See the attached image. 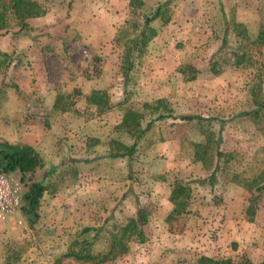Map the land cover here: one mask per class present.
Instances as JSON below:
<instances>
[{
    "label": "rangeland",
    "instance_id": "obj_1",
    "mask_svg": "<svg viewBox=\"0 0 264 264\" xmlns=\"http://www.w3.org/2000/svg\"><path fill=\"white\" fill-rule=\"evenodd\" d=\"M30 1L41 11L24 22L8 14L7 31L0 30V122L16 144L39 153L44 167L34 180L48 188L33 227L20 211L0 221V264L10 251L19 253L17 264H54L70 245L96 233L83 234L84 228L107 231L133 217L136 207L147 212L146 240L128 243L126 253L104 264H195L200 256L260 263L264 191L248 215L250 193L229 174L212 187L196 184L208 173L192 161L191 144L204 141L199 129L207 124L216 135L221 129L219 148L235 156L238 171L252 172L249 164L263 160V132L244 112L255 107L252 94L264 101V48L251 42L264 25V0H169V22H151L156 35L126 83L117 31L126 20L141 23L131 18L134 12L150 15L167 0H139L140 10L130 12V0ZM235 51L246 55L237 67ZM215 63L218 75L211 72ZM95 91L107 94L111 108L98 113L88 104ZM56 94L72 103L69 111L52 109ZM125 110L149 127L130 157L114 158L119 143L133 142L116 128ZM160 113L168 115L156 119ZM10 177L19 183V173ZM175 181L189 184L191 199L184 214L167 220ZM106 246L100 238L92 254Z\"/></svg>",
    "mask_w": 264,
    "mask_h": 264
},
{
    "label": "trees",
    "instance_id": "obj_2",
    "mask_svg": "<svg viewBox=\"0 0 264 264\" xmlns=\"http://www.w3.org/2000/svg\"><path fill=\"white\" fill-rule=\"evenodd\" d=\"M142 3L139 0L129 1V12L134 8L140 10ZM169 0L165 1L162 5L157 7L150 15L141 13L140 11L134 12V16H138L141 19V23L136 20H126L124 27L117 31L115 36L116 43H122V54L120 62V72L123 76L125 83L128 81V74L134 70L137 58L144 52L146 45L155 37L156 31L151 26V22L155 20L161 21L164 25L169 22L168 16ZM28 7H31L33 13L29 12ZM37 11H41V7L30 0H6L3 2L0 0V30L6 29L8 24V17H13L15 20L19 19L20 22H24L26 18L36 15ZM12 15V16H11ZM21 26L28 28L25 23ZM238 24L236 25V28ZM128 29H131L130 31ZM234 29V26H233ZM232 30V29H231ZM236 31V30H235ZM119 32V33H118ZM132 32V33H131ZM227 32V31H226ZM243 31L239 30L236 34H242ZM246 36V35H244ZM225 41V40H224ZM252 44H258L264 48V25L259 27L255 39L251 41ZM237 51L233 52L232 59L233 65L239 66L245 58V54H237ZM7 56L6 54H2ZM183 71V70H182ZM185 72V71H184ZM211 72L214 75H218L220 71L216 70V63L211 65ZM192 75L189 79H193ZM255 88L251 92H254ZM67 97L62 94H56L52 104L53 110H59L61 113H65L70 110L72 103H67ZM252 99L255 107L249 112H244V116H248L252 122H254L264 135V101L258 98L257 94H252ZM88 104L95 107L98 113L105 112L108 108H111L109 99L105 92L95 91L87 98ZM164 103L163 99L157 100V108L161 107ZM161 105V106H160ZM167 110V107L164 106ZM164 112V111H163ZM168 113H160L156 119H164ZM181 120L191 122L194 117H180ZM141 115L136 111L125 110L123 112L121 122L117 125V129H122L132 140V144L127 147L123 143H119L115 150V153H110L111 157L123 158L130 157L138 142L145 134L147 127H141ZM202 119H197V123H202ZM263 121V122H261ZM207 124L204 127H200V133L204 137L202 143H194L192 146V161L199 163L201 167L208 173L207 177L202 180L194 181L196 184L206 183L212 187L220 175L230 176V181L236 184L238 187L248 191L250 197L248 199L249 205L246 209L248 215H252L253 209H255L259 198H261L264 191V158L262 161L249 164L248 170L241 169L238 171L231 162L235 160V156L231 153H224L219 148V129L218 134L208 131ZM217 136V139L215 137ZM98 141L93 140L89 146L93 147ZM264 155V147L262 148ZM44 167L43 161L39 153L28 144H11L5 140H0V172L10 175L17 171L20 174V184H24L25 188L21 195V207L20 213L25 219V222L29 227H33L39 219V207L41 199L47 191V184L43 181H35L34 175L37 170ZM52 172V171H51ZM28 182V183H27ZM192 189L189 184L175 181L168 196V201L171 204V210L166 216L167 220H173L177 216L184 214L189 206L191 199ZM147 212L142 207H136L133 217L128 218L124 223L115 224L112 223L110 229H95L87 227L83 229V234L95 231L96 233L92 237L82 239L78 245H70L68 250L55 257L54 264H58L63 258H72L78 262L89 264H104L109 260L115 258L117 255L126 253L128 250V243H143L146 238L143 231V226L147 224ZM104 228V227H101ZM99 231L101 232L99 234ZM103 239L107 244L105 251H100L96 254H92V245L99 239ZM11 252V251H10ZM6 252L5 260L3 264H17L19 260V253L15 251ZM195 264H264V258L260 263L244 262L236 263L230 258L215 259L207 256H200Z\"/></svg>",
    "mask_w": 264,
    "mask_h": 264
},
{
    "label": "built area",
    "instance_id": "obj_3",
    "mask_svg": "<svg viewBox=\"0 0 264 264\" xmlns=\"http://www.w3.org/2000/svg\"><path fill=\"white\" fill-rule=\"evenodd\" d=\"M21 185L0 172V221L14 219L21 207ZM18 224L22 221L18 220Z\"/></svg>",
    "mask_w": 264,
    "mask_h": 264
},
{
    "label": "crops",
    "instance_id": "obj_4",
    "mask_svg": "<svg viewBox=\"0 0 264 264\" xmlns=\"http://www.w3.org/2000/svg\"><path fill=\"white\" fill-rule=\"evenodd\" d=\"M1 121L2 122H0V130H2L3 132L0 133V138L4 139L5 141H7V142H9L11 144H16V142H14V141L17 140V139H15L14 137H12L11 134H9L8 132L5 131L4 127H6V126L2 127V125H1V124L4 125V122L5 121H3V120H1ZM16 172L17 171L13 172L12 174H16ZM12 174H10L9 176H11Z\"/></svg>",
    "mask_w": 264,
    "mask_h": 264
}]
</instances>
